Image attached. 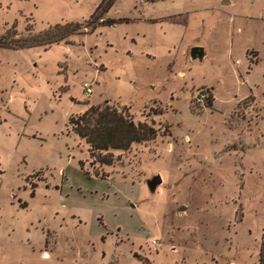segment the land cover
Instances as JSON below:
<instances>
[{"label": "rangeland", "instance_id": "374dc122", "mask_svg": "<svg viewBox=\"0 0 264 264\" xmlns=\"http://www.w3.org/2000/svg\"><path fill=\"white\" fill-rule=\"evenodd\" d=\"M101 1L0 0V33L82 24L0 48V264H258L264 0H115L92 18ZM105 103L156 130L110 166L70 124Z\"/></svg>", "mask_w": 264, "mask_h": 264}, {"label": "trees", "instance_id": "16d2710c", "mask_svg": "<svg viewBox=\"0 0 264 264\" xmlns=\"http://www.w3.org/2000/svg\"><path fill=\"white\" fill-rule=\"evenodd\" d=\"M115 0H102L91 17L99 19L108 12ZM103 22V21H102ZM105 23L111 25L112 20ZM81 23L65 22L48 26L43 31L27 29V36L16 32V25L0 33V48L22 50L33 47L47 48L52 44L66 41L69 36L79 32ZM212 104V98L207 99ZM72 130L88 145V153L97 163L110 166L113 163L112 150L127 151L132 144L147 142L155 138L156 130L146 123H135L125 108L117 109L109 104L89 105L86 111L75 119L71 118ZM83 167V164H81ZM87 174V173H86ZM258 264H264V234L259 248Z\"/></svg>", "mask_w": 264, "mask_h": 264}, {"label": "water", "instance_id": "95a60500", "mask_svg": "<svg viewBox=\"0 0 264 264\" xmlns=\"http://www.w3.org/2000/svg\"><path fill=\"white\" fill-rule=\"evenodd\" d=\"M228 3V2H227ZM205 55L203 48L192 47L189 52V56L192 60H202ZM162 183V178L160 175H155L151 179L147 180L146 185L150 192L154 193L158 186ZM183 208H181L182 210Z\"/></svg>", "mask_w": 264, "mask_h": 264}, {"label": "built area", "instance_id": "2783aa9c", "mask_svg": "<svg viewBox=\"0 0 264 264\" xmlns=\"http://www.w3.org/2000/svg\"><path fill=\"white\" fill-rule=\"evenodd\" d=\"M83 88H84V91H85L87 94H91L92 90H91L90 84H88V83H84V84H83ZM207 97H208L207 94L202 93V94H200V95H198V96L196 97V102H198V103H203V102L206 100Z\"/></svg>", "mask_w": 264, "mask_h": 264}]
</instances>
